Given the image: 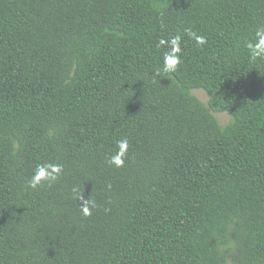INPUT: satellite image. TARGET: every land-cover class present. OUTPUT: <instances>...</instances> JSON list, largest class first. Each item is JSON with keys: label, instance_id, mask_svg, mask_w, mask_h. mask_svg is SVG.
<instances>
[{"label": "trees", "instance_id": "trees-1", "mask_svg": "<svg viewBox=\"0 0 264 264\" xmlns=\"http://www.w3.org/2000/svg\"><path fill=\"white\" fill-rule=\"evenodd\" d=\"M262 27L264 0H0V264H264Z\"/></svg>", "mask_w": 264, "mask_h": 264}, {"label": "clouds", "instance_id": "clouds-1", "mask_svg": "<svg viewBox=\"0 0 264 264\" xmlns=\"http://www.w3.org/2000/svg\"><path fill=\"white\" fill-rule=\"evenodd\" d=\"M186 31L190 36V38L195 39L198 45H202L206 42L205 37L197 35L195 32H192L190 29H187ZM255 35H256V40L249 41L246 45L247 48L249 49L250 56L253 59L264 57V27L259 28L256 31ZM180 41H181L180 35H176L172 37L170 42L165 41L164 39H161L160 41V45H163L165 43H170V52L164 55L163 71L166 73L175 72L178 64L180 63V57L176 55L181 51ZM128 146L129 145L127 140L118 141V147L120 151L117 153V155L112 157L111 163L115 164L117 167L122 166L124 163L122 157L126 152ZM62 171L63 168L61 165H52V164L39 165L36 171L34 172L31 180L29 181V186L32 188H36L40 186L42 182L45 181L50 184L51 182H54L59 178V176L62 174ZM80 198L83 199L82 194ZM95 207L96 205L94 201L85 200V202L82 204V213L85 216L91 215V210L92 208Z\"/></svg>", "mask_w": 264, "mask_h": 264}, {"label": "rangeland", "instance_id": "rangeland-1", "mask_svg": "<svg viewBox=\"0 0 264 264\" xmlns=\"http://www.w3.org/2000/svg\"><path fill=\"white\" fill-rule=\"evenodd\" d=\"M193 93L199 97L205 103L209 100V95L204 89L196 88L193 90ZM218 120L222 125H227L232 121V116L227 111L214 112Z\"/></svg>", "mask_w": 264, "mask_h": 264}]
</instances>
